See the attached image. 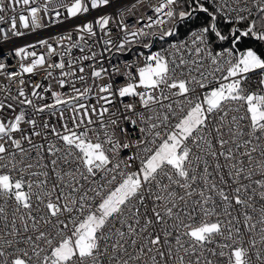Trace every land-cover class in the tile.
Wrapping results in <instances>:
<instances>
[{
    "label": "snow or ice",
    "instance_id": "6c2138e0",
    "mask_svg": "<svg viewBox=\"0 0 264 264\" xmlns=\"http://www.w3.org/2000/svg\"><path fill=\"white\" fill-rule=\"evenodd\" d=\"M32 3L0 0L13 36L25 35L5 15L18 5L29 6L23 29L43 26ZM112 4L62 6L75 18ZM150 10L134 31L119 20L122 40L104 39V51L151 49L201 23L135 72L128 65L123 83L86 43L96 25L111 36L108 14L78 26L75 41L60 36V53L43 39L15 49L31 58L18 72L0 63L10 82L0 85V264H264V0H159ZM37 44L47 52L29 51ZM37 69L69 92L26 91Z\"/></svg>",
    "mask_w": 264,
    "mask_h": 264
},
{
    "label": "built area",
    "instance_id": "2783aa9c",
    "mask_svg": "<svg viewBox=\"0 0 264 264\" xmlns=\"http://www.w3.org/2000/svg\"><path fill=\"white\" fill-rule=\"evenodd\" d=\"M71 3V0H34V3L30 5V7H40L41 11L39 13L40 16V23L43 25L41 28L36 29L35 31L31 29H23L20 25L19 15H30L28 11L29 6H17L16 12L12 13L10 10L6 13V16L16 15L17 16V27L20 31H23L25 35L23 36H13L10 30V26L8 23H0V29L6 31L8 33V39H4L2 35H0V63H4L7 67L3 70L4 73L8 72H18L21 63L27 64L30 62L31 58L21 61L18 57L15 56L14 51L19 47H25L29 44H36L37 41L47 39L49 44H52L55 48L57 53L63 51V49L59 46L60 45V36H67L71 35L72 40L75 41L78 39V33L76 31L77 27L84 24L88 21H95L99 15L108 14L113 17L112 21L108 25V28L111 29V36L105 35L99 31V25L95 26V30L97 31V37L95 38H87L86 43L87 45L91 46V51L97 52L98 59H102L103 67L108 69L109 72L113 71L114 66L119 67L120 74H116L114 76L117 83H123L125 80V76L123 73L127 71L128 65H133L132 71L135 72L137 67L143 66L144 64V57L151 54L152 52L160 51L162 48H167L170 43L177 42L184 39H190L189 33L182 38L171 40L169 43L145 50H139L138 52H131L130 50H126L127 48L132 46L140 45V43H133L125 48V52L127 54L121 56L115 47L111 48V51H104L102 46V41L104 39H112L115 43H119L122 40L123 33L116 27V24L119 20H123L126 24L129 25V31H134L137 28L143 26L142 23H137L138 20L143 21V23L147 22V16L153 15L152 11L150 10V5H157L159 0H113V4L103 11L93 10L88 14L81 15L75 18H68L67 13L62 6L63 4ZM47 6V11H44V7ZM59 11L61 15L59 17L56 16V12ZM60 21V22H57ZM147 30V29H146ZM107 31V30H106ZM131 39V37H129ZM100 41L99 43H94V41ZM64 45H70V41L65 40L63 41ZM111 47V46H109ZM37 51L38 53H46L47 46H36L35 49H29V51ZM124 51V50H123ZM85 52H88V48L86 47ZM103 52V57H100L99 54ZM143 53V56L140 54ZM83 55L79 49L72 50L73 57H79ZM58 57H52V61H55ZM50 61V62H52ZM85 66L87 64L92 63L91 61H85ZM101 65L97 64L96 67L99 68ZM47 68V65L45 66ZM87 71V67H86ZM59 70L54 71V76L58 77ZM23 79L25 80V89L29 93L32 90V86L35 83H40L44 86L49 84L52 85V89L54 91H62L64 93H68L69 89L64 88L60 89L56 83V80L52 77L46 78V71L45 69H37V74H25ZM109 80L105 77L104 80L98 81L100 84L108 83ZM10 82L7 79L6 75L0 74V85H8ZM89 83H91V79H89ZM77 86H80L79 84ZM19 87L16 83H11L12 93L13 95L16 94V89ZM46 96L50 97L49 93H45ZM3 93H0V98H2ZM127 101V98H125ZM38 103H42L37 101ZM51 103V99L47 101ZM19 111V108H17ZM30 111V110H29ZM47 116V113L44 114ZM125 128L128 129V132L131 134L132 138L135 139L139 136V132L136 130L135 127L131 126L130 124H125ZM127 154V152H125Z\"/></svg>",
    "mask_w": 264,
    "mask_h": 264
},
{
    "label": "trees",
    "instance_id": "16d2710c",
    "mask_svg": "<svg viewBox=\"0 0 264 264\" xmlns=\"http://www.w3.org/2000/svg\"><path fill=\"white\" fill-rule=\"evenodd\" d=\"M200 23H201L200 20H193V21H188L185 24L180 25L179 33H178L177 36L166 38L164 41H160L158 39L157 40H154L152 42V48L159 47V46H163V45L169 43L171 40L179 39V38L184 37L185 35H187L190 32V30L195 29ZM132 48H133V50H131V47H129V48L126 49V50H130L131 51V52H129V54H132L134 52H138L139 50H145V48H143L140 45L132 46ZM118 53L121 56L127 54L125 52V50L124 51H120Z\"/></svg>",
    "mask_w": 264,
    "mask_h": 264
}]
</instances>
